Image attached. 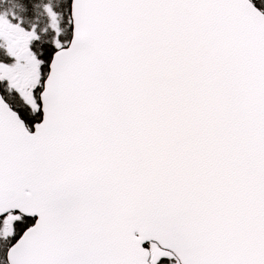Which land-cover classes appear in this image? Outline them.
I'll use <instances>...</instances> for the list:
<instances>
[{
    "label": "snow or ice",
    "instance_id": "1",
    "mask_svg": "<svg viewBox=\"0 0 264 264\" xmlns=\"http://www.w3.org/2000/svg\"><path fill=\"white\" fill-rule=\"evenodd\" d=\"M0 264H264V0H0Z\"/></svg>",
    "mask_w": 264,
    "mask_h": 264
}]
</instances>
